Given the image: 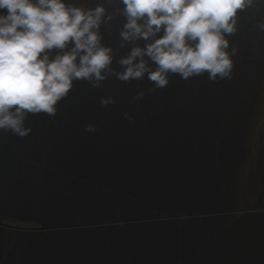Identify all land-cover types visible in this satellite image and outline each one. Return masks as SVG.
<instances>
[{
  "label": "water",
  "instance_id": "95a60500",
  "mask_svg": "<svg viewBox=\"0 0 264 264\" xmlns=\"http://www.w3.org/2000/svg\"><path fill=\"white\" fill-rule=\"evenodd\" d=\"M67 2L103 4L109 14L123 7ZM124 22L117 16L100 30L117 71L133 47H121ZM221 82L207 74L170 75L164 88L147 75L100 88L74 81L55 116L29 114L27 136L0 130V216L42 227L0 222V264H264V213L220 215L235 208L222 205L236 165L218 139L237 138L232 121L244 117L249 92L228 97L224 112ZM108 97L115 103L103 106ZM211 117L234 118L218 133ZM90 124L95 131H85Z\"/></svg>",
  "mask_w": 264,
  "mask_h": 264
},
{
  "label": "clouds",
  "instance_id": "9594fccd",
  "mask_svg": "<svg viewBox=\"0 0 264 264\" xmlns=\"http://www.w3.org/2000/svg\"><path fill=\"white\" fill-rule=\"evenodd\" d=\"M120 4L123 7L109 14L103 4L86 8L67 0H0V10L6 13L0 15V130L27 136L29 114L55 116L74 81L100 88L111 77L131 82L147 75L155 88H164L170 75L184 80L204 74L211 81L231 79L233 60L226 37L237 31L238 13L256 6V0ZM117 16L125 20L121 47L133 45L117 61L123 71L112 67L114 50L103 43L100 31ZM259 27L264 30V23ZM141 40L146 42L143 47ZM114 103L113 97L101 100L103 106ZM95 130L91 124L85 129Z\"/></svg>",
  "mask_w": 264,
  "mask_h": 264
},
{
  "label": "rangeland",
  "instance_id": "374dc122",
  "mask_svg": "<svg viewBox=\"0 0 264 264\" xmlns=\"http://www.w3.org/2000/svg\"><path fill=\"white\" fill-rule=\"evenodd\" d=\"M257 65L256 78L250 82L245 97L248 104L244 117H236L232 121L237 142L235 147L241 156V162L237 163L231 171L234 175L232 180L237 179L235 192L237 197L242 199L249 196L253 188L258 184V191L262 188L261 178L264 177V53L261 55ZM254 85V86H253ZM246 92V93H247ZM250 93V94H249ZM252 98V99H251ZM231 175V174H230ZM229 198V197H228ZM250 204L264 205V200L260 202H250ZM264 211V207L255 209L241 208L236 212L237 218H241L245 213H255ZM0 222L18 229L40 228L41 223L13 220L0 216Z\"/></svg>",
  "mask_w": 264,
  "mask_h": 264
},
{
  "label": "bare ground",
  "instance_id": "6f19581e",
  "mask_svg": "<svg viewBox=\"0 0 264 264\" xmlns=\"http://www.w3.org/2000/svg\"><path fill=\"white\" fill-rule=\"evenodd\" d=\"M261 23H264V0H256V6L249 7L247 10L238 13L236 33L226 37L227 39H229L228 51L231 53V59L233 60V70H235L237 66H238V70L236 73H232L231 79L217 80L218 82L222 81L221 85H225L223 87L222 99L219 103H217V105L220 106L222 111L224 112H227V109L225 107L226 99L228 97H231L232 99L231 104L238 102V100L246 94L243 93V90L246 87L249 88L250 82L253 81V79L256 78V75L258 74L257 72V65L259 64L258 61L261 55H263L264 53V30H262L259 27V24ZM230 114L231 113L229 112V116ZM221 118L222 117H219V121H218L216 117H211V121H210V124H215L216 127H219L218 133H220L221 130L224 129V127L220 124V121L221 123H224L225 121L228 120L227 125L229 126L230 121H232L234 117H223L222 119ZM218 140H219L218 144L221 150L229 149L228 151L232 153L231 159L236 165L237 158L239 156L238 150L235 147L236 145L235 143L237 142V139L234 140L233 138H229V140H225L223 138L222 140H220V136H219ZM223 142L224 145L222 144ZM217 149H215V151ZM230 176H232V173ZM236 185H237V179L229 185V187L231 188V194L234 192ZM227 203H230V206L231 207L233 206L235 208L231 210L224 208L223 212L220 213V215L229 218L230 220L231 216L234 213L233 212L234 209L238 211L240 209L237 208L232 198L231 200L227 199V201L223 203L222 207H225ZM245 214H252V213H245ZM2 217L13 219L10 216L9 217L2 216ZM41 228L42 227L33 228V229H41Z\"/></svg>",
  "mask_w": 264,
  "mask_h": 264
},
{
  "label": "flooded vegetation",
  "instance_id": "af4514ba",
  "mask_svg": "<svg viewBox=\"0 0 264 264\" xmlns=\"http://www.w3.org/2000/svg\"><path fill=\"white\" fill-rule=\"evenodd\" d=\"M233 175H234V173L232 172V176ZM261 184H262V188L260 189V191H258V184H257L256 187L253 188V190L249 194V196H244L240 200L237 197L236 192L234 191L232 193V199H233L234 203L236 204L237 208H239V209H241V208L255 209L257 207H259V208L264 207V205L260 206V205L250 204V202H255L257 200H258V202H260L261 200H264V177L263 176L261 178ZM263 213H264V211H263Z\"/></svg>",
  "mask_w": 264,
  "mask_h": 264
},
{
  "label": "trees",
  "instance_id": "16d2710c",
  "mask_svg": "<svg viewBox=\"0 0 264 264\" xmlns=\"http://www.w3.org/2000/svg\"><path fill=\"white\" fill-rule=\"evenodd\" d=\"M38 223V222H37Z\"/></svg>",
  "mask_w": 264,
  "mask_h": 264
}]
</instances>
